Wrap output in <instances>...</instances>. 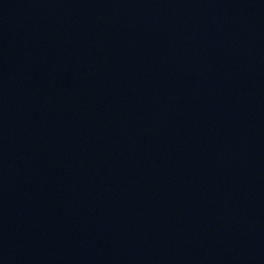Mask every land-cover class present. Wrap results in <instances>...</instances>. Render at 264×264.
Returning a JSON list of instances; mask_svg holds the SVG:
<instances>
[{"label":"water","instance_id":"95a60500","mask_svg":"<svg viewBox=\"0 0 264 264\" xmlns=\"http://www.w3.org/2000/svg\"><path fill=\"white\" fill-rule=\"evenodd\" d=\"M0 264H264V0H0Z\"/></svg>","mask_w":264,"mask_h":264}]
</instances>
